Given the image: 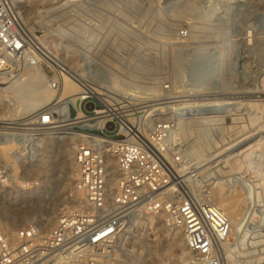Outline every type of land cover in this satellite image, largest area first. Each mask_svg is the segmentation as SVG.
Returning <instances> with one entry per match:
<instances>
[{
	"label": "rangeland",
	"instance_id": "rangeland-1",
	"mask_svg": "<svg viewBox=\"0 0 264 264\" xmlns=\"http://www.w3.org/2000/svg\"><path fill=\"white\" fill-rule=\"evenodd\" d=\"M5 1L21 17L25 30L31 36L35 34L41 46L65 56L71 68L84 75L82 79H88L92 85L102 80L97 77L92 80L84 69L80 70L82 53L89 56L94 65L115 68L118 73L112 89L130 93L136 103L145 102L146 99L141 98L145 96L152 100L169 98L166 105L181 99H209L205 93L216 88L224 89L223 95L227 98L246 96L259 100V94H229L238 89L264 93L263 0H70L69 5L48 0ZM34 73L39 74L37 82H32ZM46 81L37 67L24 81L1 86L0 130L8 126V119L22 121L27 118L32 122L33 114L50 107L43 105L44 97L39 92L48 89ZM75 86L64 78L59 90L54 92L55 96ZM58 104L67 108L74 103ZM89 109H97L95 102ZM241 114L247 120L241 138H250L249 145L264 142V133L259 132L264 127L262 111L245 109ZM71 115L74 117L76 112ZM249 115L253 118L251 122ZM173 116H152L151 122L171 117L187 129L186 124L193 118L186 113L175 116L177 118ZM36 127L39 128L29 126ZM187 127L191 128L188 124ZM49 131L41 130V135L36 137L16 136L14 139L18 142L10 147L0 144V230L10 237L18 229L33 224L44 234L53 228L60 214L82 204V195L74 188L77 178L74 151L81 140L68 134L69 131L48 135ZM223 134L229 136L222 131L220 140ZM192 139L191 135L187 141L192 142ZM113 142L99 140L95 144L110 152ZM255 155L247 160L245 172L233 163L235 168H224L225 171L230 169L227 176L217 178L221 181L222 193L227 195L231 190L240 189L239 185H229L230 175L244 174L251 179L262 176L258 194L254 201L243 203L241 218L243 216L244 220L239 219L231 226L234 231H230L225 246L245 232L255 233L259 223L260 229L264 228V159L259 157V152ZM186 161L184 168L195 167L194 159ZM10 163L14 169L8 168ZM108 164L111 169L115 164L110 155ZM215 175L219 176L218 173ZM208 179L200 182V187L208 189V185L211 186L210 199L215 204L218 191L216 193L209 183L214 178ZM114 182L115 178L111 188H114ZM249 207L250 212L246 215ZM261 233L264 235V230ZM117 243L122 250H130V259L138 264H192L180 231L166 227L160 217L143 215L137 227L128 228ZM181 247L185 249L184 254ZM222 249L223 264L243 263L244 259L224 253L232 248ZM252 249L249 247L248 250ZM185 255H188L187 260ZM247 260L249 263L246 264L262 263L264 253Z\"/></svg>",
	"mask_w": 264,
	"mask_h": 264
},
{
	"label": "built area",
	"instance_id": "built-area-1",
	"mask_svg": "<svg viewBox=\"0 0 264 264\" xmlns=\"http://www.w3.org/2000/svg\"><path fill=\"white\" fill-rule=\"evenodd\" d=\"M48 1L60 5L66 0ZM51 51L41 46L35 34L31 36L25 30L16 11L0 0V88L24 81L37 67L53 92L66 78L78 88L75 105L70 107L80 118L74 120L78 125H71L81 128L95 120L96 133L114 142L106 152L92 138H80L74 151V188L82 195V204L60 214L44 234L36 224L18 229L13 237L0 230V264H42L50 260L58 264H138L130 259V250H122L117 242L128 228L137 227L143 215L160 217L166 227L180 231L192 264H223L222 245L228 241L231 221L211 201V186L200 187V182L208 178L205 172L184 168L186 160L203 157L205 151L194 153L187 139H177L175 148L174 135L180 130L172 119L151 122L144 118L141 129L133 128L129 120L139 110L132 105L130 93L112 89V78L118 73L112 66L94 65L84 53L79 56L80 70L87 71L92 80L102 79L95 82L100 93L93 95L89 80L76 76L68 59ZM93 102L97 109H89ZM66 114L58 102L53 103L38 114L37 126L48 130ZM193 124V141L207 147L221 141L220 124ZM71 129L66 131L72 133ZM224 148L216 159L239 158L236 155L245 149L243 146L231 152L228 145ZM109 155L115 163L112 169ZM183 173L187 175L184 179L180 175ZM230 177L229 185L238 186L239 178ZM249 212L250 207L246 215Z\"/></svg>",
	"mask_w": 264,
	"mask_h": 264
},
{
	"label": "bare ground",
	"instance_id": "bare-ground-1",
	"mask_svg": "<svg viewBox=\"0 0 264 264\" xmlns=\"http://www.w3.org/2000/svg\"><path fill=\"white\" fill-rule=\"evenodd\" d=\"M19 1L22 2L23 0H19ZM69 2H70V0H66L63 3V5L68 4ZM262 2H264V0ZM43 13H51V12H43ZM50 57H52V55H50ZM74 72H75L76 76H78L79 78H84V75L82 73H78L77 70H74ZM38 77H39L38 73L32 74V77H31L33 79L32 82H37ZM113 81H114V79L112 78V85H113ZM91 88H92L93 95H97L100 93L99 86L91 84ZM223 90L224 89L216 88V89L210 90L209 92L205 93V94L209 95L208 96L209 99L190 101L188 99L182 100L180 98L181 100H176V101L174 100L175 102L173 101L172 103H169L167 105L165 103H166V101H168L170 99L165 98V97L160 98V99H154L153 98L154 100H152L151 97L145 96V97H141V98L144 100L146 99V101L141 102V103L140 102L136 103L137 102L136 99H133L132 105H134L136 107L135 108L136 110H138V109H140V110L136 111L135 116L133 118H130L129 121L132 124L133 128L141 129L140 126H141V123L144 120V118L146 120L149 119L151 121L152 116H161V115L165 116L167 114H172V115H174L173 117H175V116L179 117L180 114H182V113H186V115H192L193 116V118L191 117L192 120L190 122L188 121L189 123H187L188 125H190V127H191V128L189 127L190 129H188L187 124L185 126L187 129H183V126L180 124V122L177 123V126H179L180 131L174 135V139H173L174 143L173 144L175 146H178L177 139L180 142H182V140H184V139L188 140L189 138H191V135H193V131H192L193 130L192 126L194 125L193 123L201 124V125H208V124H212V123L213 124H220L219 128H221V131L226 132L227 135H229V136H226V134H223V139L221 141H217L215 147H207L206 145L205 146L200 145V143L198 141L196 142V140H194V141L192 140L191 146L193 147L194 153H197V151H200V152L205 151V155L203 157H200L194 161L195 167L201 171L203 170L204 172H206V177H210L212 179L214 178L213 180L210 179L209 183H211L212 189L214 191L216 190V193L218 191V193L215 196L217 199L215 202V205L218 204V208H220L225 214H227L230 217L229 219L231 221V226H233V225L237 224L236 223L237 220H239V219L244 220L243 216L241 218V213H242L241 208L243 206V203L244 202L249 203V201L251 199H253V201H254L255 196L259 192V178L262 176L258 177V179H253L255 177H253L251 179V177H247V175H244V174L237 176L239 178V182H238L239 187H240L239 191L231 190L230 193L227 195L222 193L223 189H222L221 184H220L221 181L218 180L217 178L220 176H227V173L230 172V169H229V171H225L224 168H226L228 166L235 168V166H234L235 164L232 165L233 163H236V168L242 170L241 172H245L247 160H249L252 156L257 154L258 152L261 154L259 157L262 156L264 159V142H259L257 144L249 145L248 143L251 142L250 138H247V137L241 138V136H243V132H244V130L246 128V124H247V120L245 117L241 116L242 115L241 112L245 109H251V110L259 109L264 114V98L262 97V94H264V93H262L261 91H256V90L253 91L252 89L250 91L245 90V89L240 91V89H238V91L233 90V91L229 92V94H231V95H235V94H239V95L240 94H242V95L243 94L244 95L245 94H259L257 96L259 98V100H257V98L251 99V98H248L246 96H244V97L243 96H231V97L227 98V97H224L223 94H225V93L223 92ZM39 92H40V95L42 94V96L44 97V104L43 105H49L50 106L56 102H58L60 104H62V103H64V104L74 103V105H75L76 94L78 93V88H77V86H75L74 89H71V90L67 91L66 93L61 92L57 96H55V93L53 91H51L50 89H47V88L42 90V91H39ZM203 92L201 94H203ZM221 95H223V96H221ZM138 98H140V97H138ZM157 98H159V97H157ZM152 101H154L155 103L154 104L153 103L148 104L149 102H152ZM156 101H158V102H156ZM63 109H67L66 110V112H67L66 116L63 118H60L55 125L49 127L48 130H51V131H49V133L47 132L48 135L65 133L66 130L71 129V127L75 128V126L78 125V123H76V121H74V120L79 119L80 114L78 113V115L73 117L71 115V111H72L71 107H67V108L63 107ZM34 110H36V109H34ZM37 110H38V108H37ZM43 110H44V107H43ZM232 110H234V111H232ZM237 111H240V112L238 113ZM31 113H33V112H31ZM222 113H230V114L229 115H222ZM38 114L39 113L33 114L35 116L30 117V118H34V120L32 122L27 121L28 120L27 118H26V120H22V121H17L16 119H8V121H10V122H7L8 126L3 127L2 129H4V130H0V144H2L3 146H6V147H10L12 145H15L16 142H18V141H16V139H14L16 136H20V135L25 134V135H30V136L36 137L38 135H41L39 133V131H41L42 129L40 130L37 127H36L37 129L29 128L30 125H33V126L38 125V123H37ZM26 115H24V116H26ZM263 117H264V115H263ZM175 118H177V117H175ZM248 118H249L250 122L253 119L252 115H249ZM3 123H5V122H3ZM74 123L76 125H74V126L71 125ZM81 126H82L81 128L71 129V130H73V132L68 133V134H72L78 138L89 137L95 141H99V140H103L104 142H111L112 141V140L105 139L96 133L97 121L95 122V120H93L91 122H87L85 124H82ZM259 132L263 134L264 133V127H261ZM192 138H193V136H192ZM262 138H264V137H262ZM227 145H228V150H230L231 152L237 151L239 148H241L243 146H246V147L240 153H238V155H236V156H239V159H237V160H231L230 158H223V157H222V160L221 159L217 160L218 158L216 159V157L222 155L225 152L226 149L224 147ZM223 156H225V155H223ZM255 157H256V155H255ZM214 160H216V161H214ZM220 164H221V166L218 168L217 166H219ZM222 164H224V165H222ZM8 168L10 170L14 169L12 163H10ZM226 170H228V169H226ZM241 172H239V173L241 174ZM214 173H218L219 176H216V175L213 176ZM180 175L183 176L182 177L183 179L186 178V176H187L185 173L180 174ZM260 175H261V173H260ZM207 180H209V179L207 178ZM206 183H208V182H206ZM261 183H262V180H261L260 184ZM260 195L261 194H259V196ZM260 199H256V200L259 201ZM238 225H240V224H238ZM260 227H261V223H259V228H258V226H256V229H254L255 233L254 232L253 233H247V232L243 233L241 231L243 234L235 237L233 242H231L230 244L229 243L226 244L228 246V248H232V249L224 250V253L228 254V255L230 254L231 256L234 255L235 257L237 256L238 258L244 259L243 260L244 264H246V262H248L247 259L250 258L251 256H256V255H260L261 253H264V235H262V233H261V230H264V228L260 229ZM257 228L259 230H257ZM252 230L250 229V231H252ZM233 231H234V229L231 228V233ZM244 231L249 232V230H244ZM257 231H259V234ZM259 235L262 237H259ZM183 239H184V237H183ZM224 246L225 245H222V247L224 249H226L227 246H225V247ZM249 247L253 248V249L248 250ZM181 251H182V254L185 253V249H183L182 247H181ZM185 257L187 260L188 255H185ZM252 262H254V261H252ZM241 263H242V261H241ZM42 264H58V263L54 262V260H50L46 263L43 262ZM61 264H64V263H61Z\"/></svg>",
	"mask_w": 264,
	"mask_h": 264
}]
</instances>
